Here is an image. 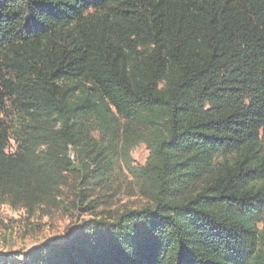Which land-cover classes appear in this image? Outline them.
Masks as SVG:
<instances>
[{
  "label": "trees",
  "instance_id": "1",
  "mask_svg": "<svg viewBox=\"0 0 264 264\" xmlns=\"http://www.w3.org/2000/svg\"><path fill=\"white\" fill-rule=\"evenodd\" d=\"M140 144L146 205L0 264H264V0H0V204Z\"/></svg>",
  "mask_w": 264,
  "mask_h": 264
},
{
  "label": "rangeland",
  "instance_id": "2",
  "mask_svg": "<svg viewBox=\"0 0 264 264\" xmlns=\"http://www.w3.org/2000/svg\"><path fill=\"white\" fill-rule=\"evenodd\" d=\"M4 119L11 133L22 128L21 118L13 111H9ZM14 149L15 145L11 143L7 153H13ZM148 154L145 144L137 145L130 151V161L127 163L117 148L109 181L99 187H89L91 191L84 192L89 196L87 202L93 201L90 205L85 202L79 206L76 203L78 183L74 175L69 176L67 186L61 189L55 201H47L32 209L9 201L0 204V255L23 253L43 243L63 242L83 222L116 216L146 205L148 202L143 193V183L136 177V171L144 166ZM70 155L74 159L72 151ZM127 164H130L129 167ZM263 226L264 217L262 223L258 224L259 228Z\"/></svg>",
  "mask_w": 264,
  "mask_h": 264
}]
</instances>
